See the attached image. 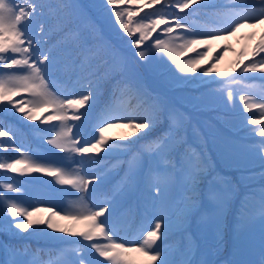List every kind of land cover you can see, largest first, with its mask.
<instances>
[{"label":"rangeland","instance_id":"374dc122","mask_svg":"<svg viewBox=\"0 0 264 264\" xmlns=\"http://www.w3.org/2000/svg\"><path fill=\"white\" fill-rule=\"evenodd\" d=\"M80 1H82V3H80ZM212 1L223 4L231 0H195V3L190 5V9H202V4H210ZM240 1L245 5L254 6L258 4L261 6L260 9L262 11L258 13L251 12V16L257 15L256 17H259L264 15V0ZM69 2L75 5L78 11L87 15L92 23H99V34L106 37L108 40V42L106 40L104 43V50L106 53L109 52V50L112 51V48L119 49L120 51L115 62L110 63L111 59L109 58L102 63V65H104L103 71H105L106 68L110 71L115 64L118 65V71H120L119 77H123L128 82H134L137 89H142L146 86L149 89L155 90L152 92L157 96L161 106L164 108H167L168 105L170 106L171 112L180 126V132L176 136L178 141L177 144L166 152L167 157H169L170 154H173V157L171 160L165 162L160 159L157 152L149 151L145 156L143 155V151L141 153L136 152L134 155H129V157L126 158L125 164L120 167L121 169L118 168L109 179H114L117 174L120 175L119 173L123 171L124 168L128 167L127 178L113 198H111L112 190L115 191L120 186L117 185L120 176L116 178L117 180L115 179L108 182L111 188L103 186L105 182L101 185H97L96 179L94 183L89 185L86 191L81 192L69 185H60L55 178L49 174L33 171L31 174L14 173L17 178L28 183H22L19 182L17 178H13L9 182V184L13 185V188L2 193L0 197L2 200L0 201L3 205L15 202L29 210L40 208L41 211L36 212L32 217L33 219H46L49 215V210L59 212L61 215L74 214L76 210L72 208V204L81 199L84 204L92 210H98L99 207H104L107 202L108 212L105 214L107 220L106 227L112 229L111 234L116 237L115 242L118 243H123L126 240H142V233L147 230H152L156 220L162 218V232L164 235L161 240L157 242V245L163 250V255L167 257L169 264H205L209 258V249H212L210 246L208 247V245L211 242L215 229L213 225H215V217H217V209L220 205L219 201H221L222 198L227 200V196H230V190L234 186V182H240L241 171L248 170V167L250 168L254 165V163H252L251 166H246L245 157H256L261 164L256 162L257 164H255L253 168L260 169L262 172V179L255 177L252 183L242 187L244 190H251L252 187H254L257 196H254L252 200L249 199L246 195L251 196V193L243 191L241 187V189L238 188V191L230 196L229 199L230 207L228 209V214L229 212L231 213L230 209L233 206L237 204L240 208V203H243L240 213L241 216H238L239 218H235V220L233 219L230 225V233H233L230 236L235 235L237 239L232 241L231 244L227 234H220V237L226 238L227 244L225 250H228V253L232 247L236 249L240 246V249H237L235 254L229 258V260H226V264H238V260L240 261L239 258L241 256L240 253L243 250L242 247L246 242V238H242L241 236L243 230L250 227V225H254V223L264 222V163H262L264 162V150L257 147L258 142L247 143L244 139L249 138L245 133H249L252 138H261L262 136L259 135L260 129L254 130L259 127V124L252 125L249 123L244 125V127H235L237 124V117L231 115V112L224 109H226V103H237V100L242 101V99H237L235 101L236 93L240 89L246 92L245 97L251 98V100L248 101L253 102V104H259L256 100H261L260 103H264V98L262 97L264 94V78L262 77H264V74L257 70L254 72L255 76L253 72H250L248 76L249 72H240V70H238L242 75L240 76L241 78L245 79L247 76L252 78L251 80H247V82L255 81L256 79L254 77L259 78V80L247 86L243 85L244 88L233 85L231 90H226L227 93L224 95H221L216 90H209L208 95L203 98V100L212 102L207 105H202L200 103L196 105V99L194 100L191 94L195 91L187 86L186 83H181L179 90L182 89L184 94L189 93V96H191L187 98V100L190 101L192 105L189 103V106H187V104L179 98V93L176 91L177 88L173 79L178 82H183L188 76L190 77L191 74L182 73L176 68L175 64L172 63L171 59L166 64L167 67L163 68L166 57L168 56L167 53L160 52V57L154 59L153 65L149 64L147 56L153 59V53H150V50L153 49L155 44H151V48H145L144 45H141L140 50L145 51L146 59L142 60L139 58L136 46L133 42L134 39L138 38V34L131 38L128 37L123 29L119 27V24L116 23L114 13L110 11L112 6L107 5L106 0H69ZM125 2L127 3L128 0H125ZM131 3L139 9L141 4L144 5L145 0H131ZM70 11L72 10L70 9ZM132 14L134 17H137L133 9ZM238 16L239 14L235 12L227 14L229 23L236 21ZM138 22V19L134 20V23ZM200 22L205 26L204 22L201 20ZM35 25V20L27 23L26 29L29 33L32 34L38 31ZM74 28L79 30V23H76V27ZM189 31L206 32L205 28L193 25L192 28L188 27L187 31L181 34L172 33V36H185L186 38H191L188 35ZM262 34H264V20H260L258 23L241 22L240 28H238L235 33L227 35L226 37L225 35L217 36L214 40L209 39L207 36H197V39L205 40L207 43V47L203 45L196 46L199 51L203 52V58L199 60V65L201 66V64H203L204 66H210L214 63L218 72L229 73V76L223 79L216 76L215 79L202 84H198L200 82L198 81L195 85V90L201 93L203 86H211L213 83L223 84L226 80L235 75L237 71L235 73L232 72L233 67H235V62L237 60L245 61L249 58V53L260 40ZM31 39L35 41V43L37 42L34 37ZM150 39L151 37L149 41H145L144 44H149ZM182 42L183 41L179 39L176 40L177 44ZM224 46H227V49L221 52L220 50L224 48ZM67 47L73 50L72 54H75L77 51L76 46L73 47L72 45H68ZM56 48H58V46ZM242 50L244 55H240ZM96 51L98 52L99 49L97 48ZM115 51L116 50L112 51V53H115ZM132 51L133 54H131ZM175 51L178 57L185 62H187V59L191 57V55H195L194 53H189L187 49L181 52L177 48ZM119 54H121L122 61L120 60ZM217 54H219L218 59L215 58ZM42 55L44 54H41V56ZM60 57L61 56L57 53L54 55L55 59ZM132 57L141 60L143 63L142 69L134 67L130 59ZM77 59L81 60V57L79 56ZM64 62L66 61L62 60L57 64V69L53 77L48 73L45 77L49 90L60 100L72 99L67 93L68 86L63 90L61 85H58L54 81L60 77H58L57 73L60 71L59 66ZM152 67L158 69L155 68V70L152 71ZM73 68H75V66H73ZM229 92L231 96H229ZM85 108L87 107L85 106ZM40 110L43 112H39L40 114L38 117H43V113L47 115L51 110V106H49L48 110L44 108ZM250 113L251 112L248 111L246 115ZM80 114L81 119L70 122V124H72L73 127V139H78L80 142L79 146H83L86 130L78 134L77 131L79 128L84 127L86 118H84L82 113ZM40 125L42 127L38 129V134L41 136L45 135L42 137L44 149L40 147L41 144H36V142L41 143L40 140L36 139L33 146L31 148H24L21 154H26L33 161L45 167H60L65 171H76L84 179H92L94 176L84 171L86 165L81 163L79 154L66 153L48 143V141L53 138L55 132L59 131V126L50 128L47 121ZM88 127L94 132L90 138L92 141L98 137L100 126L96 127L94 124H88ZM250 128L253 130L247 132ZM128 131L127 126L112 124L106 129L105 136L108 138H110L109 136L112 138H120L125 134L129 136ZM190 145L192 149L193 147L195 148V151L198 152L203 162H205L206 159H212L213 164L211 167L205 168L203 172L198 170L194 173L193 169L198 168L200 163L195 156L192 158L194 149L191 150ZM178 148L183 150L182 155L176 154ZM205 150L208 152L204 153ZM104 152L99 153L98 157L100 160L106 158L113 161L116 155L121 153L118 152V150ZM125 153L127 154V151L124 152V155ZM125 157L123 156V159ZM234 170H241L239 172L240 175ZM211 172L217 173L213 182L208 180L210 177L209 173ZM249 172L251 171L249 170ZM223 174L225 176H223ZM2 183L3 188L8 189L6 187L8 184L5 179L2 180ZM150 191L152 192V196H150ZM185 191L192 194L189 198L194 205L183 202ZM243 198L246 200H243ZM151 200L153 207L152 211L150 209ZM141 201H143V203ZM144 208L146 211H144ZM8 215L10 214H0V222L6 221ZM53 219L57 220L60 226H70L73 223L69 220H60L58 216H54ZM200 225L207 230L203 235V239L199 238ZM260 226L264 229V225ZM12 228L13 225L9 229L12 231ZM30 229H36L33 234L34 238L39 237L43 242L51 244L52 246L55 245L57 248L54 254L55 258L53 255L51 256L52 264H81V262H83V264H108V262L105 261L103 257H100L95 249L91 247V243L93 242L107 243V240L89 242L83 240L81 237L68 236L57 230L47 229L46 225L34 226V228ZM185 231H190L192 233L183 236ZM210 232L211 237L209 239ZM175 233L176 236L173 237ZM189 237L194 238L192 250H190ZM126 246L131 247L134 245L128 244ZM205 248L206 251H204ZM58 249L62 251L61 255H57ZM235 249H232L231 255ZM228 253L225 256H227ZM221 256L223 255H216L211 260L210 264H215L217 258ZM4 258L8 261V259H10V252H8ZM241 260L243 259L241 258ZM48 261H50V255ZM6 264L9 263L6 262Z\"/></svg>","mask_w":264,"mask_h":264},{"label":"trees","instance_id":"16d2710c","mask_svg":"<svg viewBox=\"0 0 264 264\" xmlns=\"http://www.w3.org/2000/svg\"><path fill=\"white\" fill-rule=\"evenodd\" d=\"M175 2L176 0H161V3L165 6H156L157 14L159 16L166 17L171 22L167 26L174 27L175 21L173 18L178 16L181 18V22L185 26H201L205 28L209 33H212V35L223 36V32L225 29H227L228 31L231 30L230 27H222L220 29L206 27L201 24L200 21L196 20L197 18H199L197 16L198 11H195L194 13L183 12L184 10L181 11L180 9L174 7ZM15 3L24 6H35L28 22L35 20V28L38 29V31L32 34L29 33L27 29L26 31L27 35L30 38L34 37L35 40H37L36 43L35 41H33L34 44L38 45L35 50L36 54L49 55V61L46 62L47 73L53 77L55 70L57 69V64L62 60L66 61L61 66H59L60 71L57 74L58 77H60L54 80L55 83L61 85L64 90L67 87L68 80L73 76V66L77 65L78 74L72 86L67 88L68 96L75 100L79 99L82 95H89V93H91L90 101L88 105H86L87 108L80 109V113L84 115L86 121L84 127L78 129L77 134L82 133L84 130H86V137L84 141H87L88 143H93L95 142V139H98L99 135L91 141V132L87 130V126L90 121L88 115L90 114L89 111L91 109V118L93 121H90V123H94V125L98 127H105V132L106 129L112 124L127 126L129 130L128 133L131 137L130 140L125 139L129 137L128 134H125L120 138H112L111 136H109L110 139L114 141V143H112L110 147L105 151L113 152L118 150V152H121L116 155V158H114L113 161L106 158H102L100 160L98 157L99 154H92L91 156L83 159L80 157L81 163L86 165L84 171L88 172L89 175L97 178V185H101L104 182L106 183L109 181V179L114 175V172H116L118 168L123 166V164L125 163V158L123 159V156L125 157V155L127 154L134 155L136 154V152L141 153L142 151L148 154V152L151 151L157 152L160 156V159L165 162L167 160H171L173 154H170L169 157H167L166 152L169 151L170 148L175 146V144H177L178 142L176 136L180 132V126L177 123V119L172 114L169 105L167 108L161 106V104L158 102L157 96L152 92L155 90L151 88L149 89L146 86L142 89H137L134 82H128L123 77H119L120 71H118V65L115 64L113 69H110V71H108L107 68L105 69V71H103L104 65H102V63L109 58L111 59L110 63L115 62V59L117 58L120 51L119 49L112 48V51L116 50L115 53H112L111 50H109V52L107 53L105 52L104 43L106 42L107 38L99 34V23H92L91 19L87 15H84L83 12L78 11L77 7L75 5H72L69 0H15ZM80 3H82V1H80ZM70 9L72 11H70ZM132 9L135 11L137 17L139 15H142L144 12L149 11L148 9L144 8L143 4H141L139 9L137 7H133ZM256 16L257 15L240 16L237 21L241 22L246 17ZM76 23H79V30H76L74 28L76 27ZM164 27L165 25H161L157 29V31L152 34L150 44L154 45L155 38L157 37L164 40L168 39V34H165L163 32ZM185 31H187L186 28L175 29L173 33L181 34ZM110 42L109 44L111 45ZM68 45L77 47V51L75 52V54H72V49H68ZM57 46L58 48H56ZM95 48H98L99 51L97 52ZM56 53L61 57L55 59L54 55H56ZM150 53H153V59L149 58L148 56L147 59L149 64L153 65L154 59L156 57H160V51L153 47V49L150 50ZM131 54H133V51L131 52ZM79 56L81 57V60L77 59V57ZM119 57L121 60V54H119ZM191 57L195 58V55H191ZM130 59L132 60L135 68H143V63L141 62V60H138L135 57H132ZM170 59L171 58L169 56L166 57V62L163 68L167 67L166 64ZM259 59L260 58H258L257 62L259 61ZM201 66L204 65L201 64ZM155 68L152 67L151 70L154 71ZM194 77L200 80L195 79ZM209 80L213 79L202 77L199 72L195 75L191 74L190 77L188 76L183 82H178L177 80L173 79L177 88L176 91L179 93V98L184 103H186L187 106H189L190 103L187 98H190L191 96H189V93L184 94V92H182V89L179 90L181 83H186L187 86L195 91L191 94L194 97V100L196 99V105H198L199 103L202 105H207L212 102L209 100H203V98L208 95L209 90H216L221 95H224L225 93H227L226 90L230 91L233 85H238L244 88L243 85L247 86L256 82H245V80L237 75L230 81L226 80L223 84L213 83V85L211 86H203L201 93H198L195 90V85L198 81H200L198 84H202ZM245 96L246 92L240 89L236 93L235 101ZM262 97L264 98V94L262 95ZM27 98V96L14 97V99L17 100H26ZM248 100H251V98H248ZM247 101L237 100V103H226V109L224 110L231 112V115L237 117V124L235 125V127H244V125L249 124L250 120H261V118L264 116V114H262L259 109H253L250 111L251 113L249 115H246V113L248 112L245 111L246 105L248 103H253ZM260 101L261 100H256V102L259 103ZM39 112H41V110L36 111L35 114L38 116L40 114ZM45 115L46 113H43V116ZM116 115L138 117L139 119L135 121L138 123L144 122L143 118L147 116L151 118L153 126L151 130H141L143 133H145L142 136L139 133H137L136 135H132L133 129L129 127L128 120L117 121L108 119L109 116ZM105 120H107V126L104 123ZM40 124L41 123L39 121L26 122L25 120L21 119V115L19 113L11 110V106H8L7 110H3L2 108H0V125L3 126V129L5 131L10 130L11 132V137H0V142H2L0 143V162L7 163L11 162V160L13 159H19L24 148H31L37 138H40L42 140V137H44L45 135L41 136L38 134V129L42 127ZM120 129L119 131L121 132ZM258 129H260V124L259 127L254 130ZM250 130L253 129L250 128L247 132H250ZM200 141L203 142L202 140ZM246 142L250 143L252 141L250 140ZM252 143H255V141H253ZM14 149H19V151ZM193 149L194 151L192 153V158H194L195 156L200 163V166L198 168L193 169L194 173H196L198 170L203 172L205 168L211 167V165L213 164L212 159L205 158L206 161L203 162L202 159H200L198 152L195 151L194 147ZM193 149L191 148V150ZM125 151H127V154L125 153L124 155ZM182 151V149L178 148L176 154L182 155ZM206 152L208 151L205 150L204 153ZM258 160L259 159L256 157L246 156V166H251L252 163L255 164L256 162H258ZM234 171L239 174L241 170ZM241 172V175L239 174L240 182H234V186L230 190V196L236 193L238 191V188L241 189L242 186L245 187V185L252 183V179H254V177H259L262 174L260 169H253L251 170V172ZM216 176L217 173L211 172L208 180L213 182ZM223 176L225 175L223 174ZM13 178H17L13 172H11L10 170L8 171L7 169H0V197L2 193H5L7 192V190H9L3 188L2 180L5 179L6 183L9 184V182ZM17 179L19 182H26L24 180L22 181L19 178ZM253 188L254 187H252L251 190L245 189L246 192L251 193V196H249V198L251 199H253V197L255 196L254 192H256ZM190 195L192 194L185 191L183 202H188L189 205H194L193 202L190 201ZM230 196H227V200L222 198V200L219 201L220 205L217 209L215 225H213L215 229L213 231L211 242L208 245V247L210 246V248L212 249H209V258L205 264H210L211 260L216 255L221 254L223 256L217 258L215 264L227 263L224 259V256L228 253V250H225L227 244L226 238L220 237V234H227L228 225L230 222V215L228 214V209L230 207ZM6 206L7 205H3V203L0 201V214H8L5 211ZM239 210L240 208L237 207V209H235L236 213ZM16 219L22 220L23 217H17ZM12 225L13 228L11 231L9 228ZM14 225L15 220L10 215H8L6 221L0 222V264H6V262H8L9 264H52L51 256L53 255L54 257L55 251L57 249L55 245L52 246L51 244H47L43 242L39 237L34 238L33 234L36 229L21 231L19 229H16ZM260 225H264V222H257V224L254 223V225H250V227L245 228V230L241 234L242 238H246V242L242 247L243 250L240 253L241 256L239 258L240 261L238 260V264H261V262L264 261V229ZM199 228V238L203 239V235L207 230L202 225H200ZM210 237L211 232L209 235V239ZM193 239V237H189V245L191 247L190 250H192L193 248ZM260 245H262L263 247ZM204 251H206V248L204 249ZM8 252H10V259L6 261L4 256L7 255ZM49 255L50 261H48ZM241 258L243 260H241Z\"/></svg>","mask_w":264,"mask_h":264},{"label":"snow or ice","instance_id":"6c2138e0","mask_svg":"<svg viewBox=\"0 0 264 264\" xmlns=\"http://www.w3.org/2000/svg\"><path fill=\"white\" fill-rule=\"evenodd\" d=\"M195 0H176L174 7L183 11L189 8ZM107 5H111L110 11L114 13V18L119 27L128 35L134 37L138 34V38L134 39V44L137 49L139 58L146 59L144 50H140V46L151 48L152 45L144 44L149 41V38L161 25H165L163 32L168 34V39L155 38L154 47L161 53H167L171 58L173 64L184 74L200 73L202 77L215 79L216 76L225 78L229 73L218 72L215 64L208 67L200 66L199 59L203 58V52L199 51L197 45L207 47L205 40L197 39V36H207L209 39H216V35L211 33H201L196 31H189L185 36H172L175 29H184L186 26L181 22L180 17H174V27L167 26L171 23L166 17L159 16L156 12V6L164 7L161 0H145L144 8L149 11L144 12L138 17L132 14V8L137 7L132 5L131 0L126 3L125 0H106ZM34 5L24 6L16 4L15 0H0V108L7 110L11 106V110L19 113L21 119L28 121H39L44 123L47 121L50 128L59 126V131H56L53 138L48 141L49 144L54 145L57 149L64 152L79 154L83 159L92 154H99L110 147L114 141L105 137V127H99V137L95 142L88 143L85 141L83 146H79L78 139H73V127L70 122H75L81 119L80 109L88 105L91 93L89 95H82L79 99H58L50 90L46 82L47 64L49 55H37V44H34L32 39L27 35L26 23L30 19L31 13L34 11ZM155 17V18H152ZM139 20L134 23V20ZM264 20V15L259 17H246L242 23H258ZM241 22H236L231 28V31L224 30L223 35L235 33L240 28ZM179 39L183 41L180 44L176 43ZM183 52L185 49L189 53H194L195 58L189 57L187 62L180 59L175 49ZM227 49L224 46L220 51ZM240 55H244L243 50ZM259 57V61L256 58ZM219 58V54L215 57ZM237 69L240 72H256L259 70L264 74V34L261 35L260 40L252 48L249 53V60H237L232 72L235 73ZM264 78V77H262ZM27 96L26 100H17L14 97ZM229 96L231 93L229 92ZM242 100L247 101L248 97H241ZM51 110L47 115L38 117L35 112L44 108ZM252 109H259L264 114V103L253 104L248 103L245 111ZM112 120H128L129 127L133 129L132 135L139 133L144 135L141 130H151L153 123L150 117L145 116L144 122H135L138 117L128 116H109ZM107 126V120L104 121ZM252 125L260 124L259 135L264 137V121L252 119L249 121ZM0 137H11V132L5 131L0 125ZM125 139H131L127 137ZM2 143V142H0ZM257 147L264 150V141H260ZM19 151V149H17ZM22 165V167H21ZM0 169H7L13 173L31 174L33 171L46 173L55 178L60 185H69L72 188L78 189L81 192L86 191L90 184L97 179L93 177L90 180L84 179L76 171H65L60 167L49 168L36 163L26 154H21L20 159H13L11 162H0ZM8 189H12L13 185H6ZM2 200V198H0ZM75 213L61 215L59 212L49 210V215L46 219H33L36 212L41 211L40 208H33L31 210L18 205L15 202L9 203L5 211L15 220V228L21 231H27L34 226L46 225L47 229L57 230L63 234L74 237H81L85 241L93 242L99 240H107V243L93 242L91 247L103 257L108 264H169L167 257L163 255V250L159 248L157 242L161 240L164 233L162 232V218L156 220L152 230H147L142 233V240L124 241L123 243L115 242L116 237L112 233L110 227H106L105 214L108 212V203L104 207H99L98 210H92L84 204L83 200H78L72 204ZM58 216L60 220H69L73 223L70 226H60L57 220L53 217ZM23 217L22 220L16 219ZM166 226V225H165ZM132 244L134 246L128 247L126 245ZM83 264V262H81ZM264 264V261L261 262Z\"/></svg>","mask_w":264,"mask_h":264}]
</instances>
